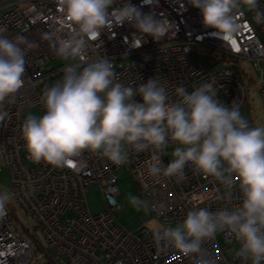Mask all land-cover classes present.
<instances>
[{
    "label": "built area",
    "instance_id": "2783aa9c",
    "mask_svg": "<svg viewBox=\"0 0 264 264\" xmlns=\"http://www.w3.org/2000/svg\"><path fill=\"white\" fill-rule=\"evenodd\" d=\"M130 2L144 13L154 12L157 18L163 14L174 25L173 30L157 42L151 36L140 37L128 23L111 31L106 29L97 39L86 41L82 63L105 56L114 63L123 82L135 87L159 77L168 82L172 94L180 83L191 92L193 86L205 80L215 81L221 103L231 107L236 102L240 109L245 105L246 88L232 61L246 59L257 66L264 61V23H257L252 12L245 10L238 17L241 30L224 43L211 34L215 29L203 26L199 9L188 0H159L155 7L143 5V0ZM259 4L264 10V0ZM0 28L6 29L4 34L10 39L19 35L34 45L27 51L24 85L14 100L8 99V116L0 124V156L10 172L7 190L23 214L36 220L52 255L64 264H194L191 257L178 250L158 246L152 223L175 227L193 208L210 212L235 210L242 202L238 182L229 190L191 166L186 168L183 181L173 177L157 182L146 173L150 152H130L123 165L87 150L61 168L35 162L22 137L24 112L34 106L44 112L40 97L46 87L62 80L65 66L45 63L57 56L53 48L57 38H66L74 25L66 19L59 0H0ZM134 33L142 41L136 48L131 47ZM192 46L213 51V65L208 67L202 56H193ZM262 75L261 69L259 87L264 99ZM163 159L167 164L171 156ZM124 165L134 175L142 200L150 205L136 231L116 222L119 204L115 171ZM92 182L99 184L105 204L96 214L90 212L86 201V188ZM6 209V214L0 216V264H44L41 260L32 262L31 238L24 226L12 219L8 205ZM218 236L225 245L236 244L238 250L241 246L228 229L219 231L203 245L214 264H245L236 255L229 257L223 252ZM45 255L53 260L48 253Z\"/></svg>",
    "mask_w": 264,
    "mask_h": 264
},
{
    "label": "clouds",
    "instance_id": "9594fccd",
    "mask_svg": "<svg viewBox=\"0 0 264 264\" xmlns=\"http://www.w3.org/2000/svg\"><path fill=\"white\" fill-rule=\"evenodd\" d=\"M158 3L143 0L145 6ZM188 3L199 9L203 26L215 29L211 34L224 43L241 30L238 17L245 10L264 23L259 0ZM59 6L74 28L53 44L55 54L66 62L62 80L43 91V114L30 112L21 125L29 156L61 168L85 150L115 165L127 163L130 152H150L146 173L157 182L173 177L183 181L189 166L229 190L238 182L242 202L235 210L193 208L175 227L157 224L153 239L191 257L194 264H214L203 245L228 229L240 242L238 258L245 264H264V126H250L236 102L231 107L221 103L215 81L205 80L191 92L180 83L172 94L159 77L135 87L123 82L105 56L82 63L86 41L125 23L140 37L158 42L174 28L163 14L157 18L154 12L144 13L130 0H59ZM5 32L0 28V124L8 116L4 102L14 100L24 85L27 51L34 47L25 37L10 39ZM133 37L131 47H139L141 39L135 33ZM166 155L171 156L167 164ZM11 199L9 190H0V216ZM129 201L137 209L150 206L135 196Z\"/></svg>",
    "mask_w": 264,
    "mask_h": 264
},
{
    "label": "rangeland",
    "instance_id": "374dc122",
    "mask_svg": "<svg viewBox=\"0 0 264 264\" xmlns=\"http://www.w3.org/2000/svg\"><path fill=\"white\" fill-rule=\"evenodd\" d=\"M262 40H264V37H262ZM212 52L213 51L198 46H192L191 50L193 56H202L203 61L208 67L213 65V60L211 59V54H213ZM216 55L217 54L214 53V56ZM65 64V61L56 56L52 59H49L45 63V66L58 67L64 66ZM232 65L235 66L236 73L246 88V102L245 105L240 109L242 116L249 121L250 126H264V99H262L260 95L259 87L261 69L264 71V61L259 62L257 66L252 61L246 59H235L232 61ZM9 100H6L3 104L4 111L9 103ZM30 112L36 115L43 114L38 107L34 106L25 110L24 119ZM115 175L117 177V200L119 204V208L116 211V222L120 223L129 231H136L141 225V216L145 213H148L149 210L137 209L133 207L129 201L130 196H135L142 199L141 191L138 188L135 177L130 171L129 167L126 165L121 166L115 171ZM9 185L10 172L8 167L3 164L2 158L0 156V190L8 189ZM86 189V201L90 212L92 214L101 212L105 208V204L99 184L97 182H92L87 186ZM8 206L12 214V219L20 222L27 230V234L31 238L32 244L34 246L32 262L41 260L44 264H47L50 257L46 256L45 254L48 253L57 264H64L61 259L52 255L50 248L44 241L36 220L24 215L12 199ZM152 225L156 226L157 223L154 222ZM218 242L223 252L229 257L235 255L236 251L238 250L236 244L225 245L220 236H218Z\"/></svg>",
    "mask_w": 264,
    "mask_h": 264
},
{
    "label": "trees",
    "instance_id": "16d2710c",
    "mask_svg": "<svg viewBox=\"0 0 264 264\" xmlns=\"http://www.w3.org/2000/svg\"><path fill=\"white\" fill-rule=\"evenodd\" d=\"M47 264H57V263L49 258Z\"/></svg>",
    "mask_w": 264,
    "mask_h": 264
},
{
    "label": "crops",
    "instance_id": "0c3cea01",
    "mask_svg": "<svg viewBox=\"0 0 264 264\" xmlns=\"http://www.w3.org/2000/svg\"><path fill=\"white\" fill-rule=\"evenodd\" d=\"M144 217H147V213H145V214H143V215L141 216V221H142V218H144Z\"/></svg>",
    "mask_w": 264,
    "mask_h": 264
}]
</instances>
